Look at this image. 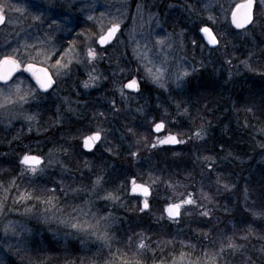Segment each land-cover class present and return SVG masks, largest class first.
<instances>
[{
  "label": "snow or ice",
  "instance_id": "obj_1",
  "mask_svg": "<svg viewBox=\"0 0 264 264\" xmlns=\"http://www.w3.org/2000/svg\"><path fill=\"white\" fill-rule=\"evenodd\" d=\"M170 7L172 5H169ZM125 11L121 16L126 14ZM144 5L137 4V14L140 15ZM183 7L190 13L200 16L196 7L185 0ZM212 5L206 4L204 8L210 10ZM222 8L223 5H220ZM117 11H121L117 9ZM26 9L13 3L12 0H0V28L7 29L15 23V17L11 13L24 15ZM155 19V16H150ZM33 21L42 22L40 16L31 18ZM241 34L254 36L259 33L264 35V0H234L230 6V12L224 17ZM87 20L92 21L96 26V31L89 30L87 33H77L79 40H68L67 45L57 44L54 34H45V40H37L29 43L12 41L5 37V41L0 43V124L11 127L14 120H23L28 124V132L33 131V123L39 125L37 114L28 112L26 105H30L37 99L39 94H52L61 83L72 77L77 71H83L87 79L80 82L79 87L87 90L99 87L100 83L108 79L99 70V63L105 60V53L115 48L120 43L118 34L121 33L124 21L118 16H108L100 13V17L88 15ZM205 23L197 25L198 32L203 34V39L215 52L221 53L224 62L232 65V58L227 51L231 40L227 33L214 31L212 25L218 23L215 15L209 14ZM52 23H55L53 21ZM159 25V20H157ZM52 27V24H49ZM57 29H54L55 32ZM179 40V50L184 52L183 31L177 34ZM195 45L196 41H192ZM155 45L161 50L167 48L170 52L174 47L171 34L166 38L155 40ZM144 52L134 49L139 61H147L144 64L146 78H150L153 83L159 84L161 88L165 85L161 83L163 72L153 70V61L147 57L150 50L148 44H144ZM99 49V50H98ZM256 53L250 51L248 59L240 61L245 68L253 73L264 76V71H258L250 61ZM182 56L181 59H186ZM153 65V67H149ZM200 67H205L204 61H200ZM122 73L124 69H119ZM139 71V69H134ZM197 68L192 66V72L181 69L176 75V86L182 87L181 81L191 77ZM27 73L35 82V87L29 84L22 87L24 81L17 74ZM112 77H116L117 72H111ZM232 73L229 72V78ZM14 77L16 79L14 80ZM120 96L121 103L127 104L136 97L131 93L140 94L142 92L141 80L135 77H126L125 81L116 88ZM65 105L63 112L56 109L55 119L45 131L52 128H59L64 125V113L80 115L77 108L69 97H64ZM112 114L121 112L117 107L115 99L110 101ZM125 110H128L127 108ZM177 114L191 118L187 107L181 108L180 103L176 104ZM249 112L251 108L247 109ZM264 111V106H262ZM136 112H143V106H137ZM166 111V110H165ZM108 116L103 111L92 113L91 122L86 131L76 130L75 134L65 137L61 135V140L67 143L57 144L48 151L46 155L35 153L30 147L25 145V150L20 156L16 167L18 174L9 176L7 182L0 180V218H4L6 213L15 210L17 205H25V211L30 212L33 208L42 207V219L47 222L49 219L56 220L69 231L65 235L80 240L82 243L89 241L96 245L95 252L90 256L66 257L63 264H261L264 261V192H261L259 202L253 199L249 203V190H241L243 199V211L247 218L240 222L231 224L230 228L213 231L222 222L221 216L217 213L223 212L231 215L234 207L230 208L219 198L225 194L235 193L237 185L225 179L216 169V158L212 155H196L195 160L199 163L201 170L199 179L188 172L184 180L165 179L157 173H148L146 179L137 173L131 175L125 184L109 189V171L107 167H96L93 161L97 158L98 152L108 153L109 158L119 156L120 153L111 145L109 141V129L104 127V122ZM165 122H153L151 131L154 133L164 132L161 137L156 136L154 140H149L147 136L139 131V127L129 122L125 125V132L121 133L122 139L128 140V155L133 161L138 162L141 153V146L149 149H156L162 146L187 145L205 141L208 130L202 123L198 128H194L191 133L183 130H167ZM39 134L40 128H36ZM264 134V128L260 129ZM12 141H22L18 134ZM12 141H9L11 147ZM71 141H79L73 144ZM264 148V141L260 144ZM223 151V145L220 146ZM178 154V153H177ZM228 153L224 159H228ZM103 158V157H101ZM79 160L81 166L75 169L71 166V161ZM54 167L59 169V179L50 180L41 184L38 178L48 175ZM90 173V183H76L73 172H79L80 177L84 176V171ZM27 181V183H25ZM163 184L170 192L168 202L161 209V214L156 217V222L167 220L171 223L179 224L183 217L203 218L206 222L201 231L197 234L199 242L188 240H177L175 236L170 238L153 239L151 233L147 231L126 234L123 242L117 240L114 227L118 221L122 222V217H117L109 208L123 207L129 211L126 203L122 201L121 189L130 196L141 198L140 207L135 209L139 218L143 215L152 216V203L154 186ZM14 193V195H13ZM77 199L81 203H75ZM101 208L104 211H101ZM211 224L212 227H208ZM199 226V225H198ZM206 228V230H204ZM9 231L16 235V227L9 222L4 227V232ZM135 238V239H134ZM179 245V247H177ZM25 264H47V259L39 253L35 258L25 256Z\"/></svg>",
  "mask_w": 264,
  "mask_h": 264
},
{
  "label": "rangeland",
  "instance_id": "obj_2",
  "mask_svg": "<svg viewBox=\"0 0 264 264\" xmlns=\"http://www.w3.org/2000/svg\"><path fill=\"white\" fill-rule=\"evenodd\" d=\"M12 2L25 8L26 12L24 15H21L20 13L10 14L15 17V23L10 24L7 29L3 28L0 31V43L5 41V37L12 41L13 44L16 42L22 44L25 40L29 43H33L37 40H45V34L47 33L54 34L57 44H63L66 46L68 40H79L77 33H87L89 30L95 32L96 26L92 21L87 20V16L93 15L94 17L99 18L100 13L102 12L106 14V18L108 16L121 17L124 24L122 25L123 31L118 37L120 43H117L114 49L109 48L105 53V60L99 63V70L108 76V79L102 81L99 87L87 90L79 87L80 82L87 79V76L83 74V71L81 70L74 72L72 77L67 79L64 83H61L55 92L47 95L39 94L37 99L30 104L34 105L40 102L42 98H48L51 102H54V112L56 114L57 108H60L63 112L65 107L63 99L64 97H69L74 102L79 101V103H73V107L77 108L80 113L79 116L65 112L64 117L66 122L62 127L52 128L49 131H40L38 134L37 131H35L37 127L41 126L40 115L38 114L37 119L39 120V125L34 122L32 132H28V124L26 121L14 120L11 127H6L5 124H0L1 135L3 136V133L14 129L16 130L14 133H18L25 137L29 136L27 140L31 142L36 141L37 145L40 143L42 145L43 141H45L47 145H43V147L47 146V148L44 147L47 149V151L44 152V155H46L48 151L54 147H50L48 144H53L57 141L68 142L56 138L54 134L61 132V135L65 136L69 133L65 128L66 126H70L73 122L83 120L89 123L91 120H87V114L91 117L93 112L97 110L103 111L108 116V121L106 124L104 123L103 126L109 129V141L120 155L109 158L108 153L98 152L96 154L97 158L93 161L94 166L107 167L109 174L111 173L113 177H117L118 173H116V171L122 167L129 170V173L125 171V176L136 175L139 173L146 179L148 173H157L162 175L165 179H175L164 172V166L163 169L161 166H157L155 161H151L153 156H151L149 161L143 160V158L140 159L141 156L138 158V162L132 160L128 155V140L126 138H121V133L125 132V125L129 122H124L122 118L124 115L128 114L126 118H124L126 121H135L134 118H137L142 122H147L146 124L148 127H151L153 122H160L163 120L166 124V131L183 130L184 132L191 133L194 128L199 127V123L190 131L184 130L180 127L181 122H185L187 119L185 116L177 114V103H180L181 108L185 107V102H181L178 96L182 95L186 85L190 82L193 76L199 75L207 69L216 70L217 68V72L219 73L222 66L218 63H220L221 60L224 62V57L221 53L212 50L211 46H209L203 39V34L198 32L197 25L201 24L202 21L209 23L206 21L207 15H215L218 18V23L212 25L214 31L227 33L228 38L231 40L230 44H233L237 36H235L234 33H231L229 30L230 24L224 19V17L229 14L230 6L233 4L234 0H187L188 3L194 5L197 11L201 13L200 16H197L194 13L190 14L183 7L185 0H42L37 3L31 2L30 0H12ZM236 2H238V0H236ZM125 4L127 6L126 14L121 16V13L125 11ZM137 4L144 5L140 15L137 14ZM206 4L212 5L210 10L204 8V5ZM169 5L172 6L170 7ZM220 5H223V7L221 8ZM117 9H120L121 11H117ZM152 15L155 16V19L150 18ZM34 16H40L42 22L33 21L31 18ZM219 16L221 17L219 18ZM157 20H159V25L157 24ZM53 21H55V23H52ZM50 23L52 24L51 28L49 27ZM54 29L57 30L53 32ZM181 31L184 33L183 44L185 50L183 53L179 50L180 38L177 35ZM169 34H171L174 42V47L171 52L167 48L161 50L160 46L155 45L156 39L166 38ZM255 35L247 36L240 32L237 40L240 39L243 44H245L244 42L251 43V46L253 43V48L255 49ZM192 41H196V44L194 45ZM144 44H148L150 50L147 52V57L153 61L154 65V67L153 65H149V67H153L154 71L161 70L164 74L163 79L161 80V83L165 85L164 88H161L157 83H153L150 78H146L144 64L147 63V61L145 60L142 62L136 58L137 53L134 52V49H139L140 52H144ZM245 50L247 53L244 57H241L242 55L238 53L237 50L234 51L233 46L231 45H229L227 50L231 54L229 58H232L235 65L234 68L231 65L232 71L239 75H249L250 72L242 63H240V61L248 59V54L251 51L249 46H247ZM182 56H186L187 58L181 59ZM201 60H203L205 64V67L203 68L200 67ZM260 62L261 61L258 59L257 55L253 56L250 61L258 71H264V66L259 65ZM192 66H195L197 71L192 73L191 77L188 79L181 81L183 86L178 88L175 82L176 75L180 73L182 68L192 72ZM119 69H124V72L121 73ZM134 69H139V71H134ZM112 71L117 72L116 77H112ZM253 76L264 77L256 73H253ZM126 77L140 79L142 83V92L139 95L131 93V95L136 98L130 100L127 104H124L121 103L116 88L120 83L125 81ZM194 78L195 77H193V79ZM20 79L24 81L22 87L26 88L29 84L33 85L29 80L24 78V76H20ZM153 94H157V100H159L156 102L157 105L154 110L149 108L145 97ZM113 99L116 100L117 107L121 108V112L115 115L112 114L110 105V101ZM189 102H191V99H189ZM138 105L143 106L144 111L142 113L135 111ZM126 108L128 110H125ZM25 109L30 112L29 105H26ZM224 116L225 115L223 114V117ZM51 124L52 123L48 124L46 128ZM205 127L207 128L208 133H210L213 125L206 124ZM45 134L48 136H43ZM163 135L160 136L162 137ZM155 138L156 135L150 140H154ZM71 143L74 142L71 141ZM204 145L205 141H198L195 143L190 141L187 145H179L180 149L172 152L170 155L188 161V172H192V174L199 179L201 167L195 160V157L196 155H209L208 153L204 154ZM8 148L9 145L0 141V172H4L5 169L9 170L11 167L9 163L12 165L16 164L12 160L14 152H9ZM159 148L161 147L156 149L144 148L145 150H141L140 155H144L142 152L148 153V150L154 151ZM39 149L42 151L43 148ZM2 150H5V152H1ZM258 156L260 159V165H264V152ZM74 162L77 161H71L73 169H75ZM142 163L148 167L147 171L141 167ZM228 163H230L229 159L223 158L219 161L216 158V169L218 170L220 166L227 165ZM252 166L253 157L238 164L240 170L235 174L236 176H224L220 172L225 179L234 182L237 185V188L235 193L225 194L224 200V204H227L230 208L234 207L233 213L231 215H226L223 212L217 213V215L221 216L222 222L214 227L213 231L230 228L231 224L237 223L239 217L244 214L241 190L245 187L249 190V203H251L253 187L251 189L250 176L252 172H250V170ZM151 167H153V170ZM187 173H185V176ZM13 175H16V173ZM90 175L91 174L85 170L84 176L81 178L79 172H73L77 184L83 183L87 185L90 183ZM7 178L8 176L0 178V180H4L6 183ZM58 179L59 169L54 167L49 171L48 175L38 178V181L43 184L48 183L50 180ZM25 183H27V181H25ZM118 185L119 184H117L116 187ZM106 187L109 189L113 188L107 185ZM169 196L170 192L163 184L154 186L153 196L150 199L153 215L148 216L147 214H144L143 219H140L139 214L135 209L141 206V199H139V203L137 202L138 204L132 203L131 198L134 196L126 194L125 190L121 189L122 201L126 203L129 211H125V208L123 207L108 209L109 211H112L115 216L123 218L122 222L118 221L114 227L117 240L123 242L126 234H131L133 230H136L133 229L128 232L125 230L126 228H124V226L129 224L128 219L132 215L137 214L135 218H138L140 221L146 220L147 222L143 223L144 226L142 229H138L136 232L146 231V228H149L148 226H145L146 223H148L149 226L150 224L152 225L155 223L159 225V228L163 227L161 230H166L167 232L169 229L168 227H170L171 231L168 233H170L171 236L161 233L160 237L175 236L177 240L184 239L198 243L199 240L197 234L206 224L203 218H197L195 216L183 217L179 224L171 223L167 220L160 221L159 223L156 222V217L160 215L159 212L168 202ZM226 197L228 200H226ZM75 203H81V200L77 199ZM25 207V205H17L15 206L14 211L6 213L4 218H0V264H25V256L35 258V254L37 253L41 256L42 254L45 255L42 250L47 249L46 240L60 246L58 247L60 254L47 251V255H50L49 257L45 256L47 264H63L66 257H75V254L73 253L74 256H72L71 253L75 249L80 251L79 254H77L80 257L90 256L95 252L96 245L93 242L89 241L87 243H82L71 235H65L69 230L65 229L64 226L59 224L56 220L49 219L45 222L41 218L42 207L33 208L30 212H26ZM101 211H104V209L101 208ZM9 222H12L16 227V235H13L11 231L5 234L4 227ZM208 227H212V225L208 224ZM204 230H206V228ZM186 231H188L190 237L185 235ZM154 237L159 236L154 235ZM177 247H179V245H177ZM77 264H79V262H77ZM261 264H264V261H262Z\"/></svg>",
  "mask_w": 264,
  "mask_h": 264
},
{
  "label": "trees",
  "instance_id": "obj_3",
  "mask_svg": "<svg viewBox=\"0 0 264 264\" xmlns=\"http://www.w3.org/2000/svg\"><path fill=\"white\" fill-rule=\"evenodd\" d=\"M220 17L221 16H219V18ZM230 26L229 30L238 38L239 33H237ZM255 37V49L253 48V43L252 46L251 43L247 42H244L245 44H243L242 41H240V39L237 40V38L235 39L233 44L229 45L233 46L234 51L237 50L238 53L242 55L241 57L246 56L247 51L245 49L247 46H249L251 51L255 52L258 59L261 61L259 65L264 66V35L257 34L255 35ZM218 64H221L222 66V69L221 71H219V73L217 72V68L216 70L207 69L205 70V72L193 76L195 78H200L193 79L192 77L190 82L186 85L182 95L178 96L181 102H185V107L188 108L191 114V118L186 117L187 120H185V122L182 121L180 127L184 130L190 131L193 129V127H196L198 123L199 125L202 123L204 125H213L210 133H208V137L205 140L203 152L204 154L208 153L209 155L215 156V158H217V160L219 161H221L223 157H225L228 153H231V155L228 157L230 163L218 168L219 172H221L224 176H236L235 174L240 170L238 164L253 157V166L250 170V172H252L250 176L251 189L253 187V197L251 195V200L255 199L257 200V202H259L261 192H264V165H260V159L258 156L259 154L264 152V149L260 147L261 142L264 141V134H261L260 132V129L264 128V111L261 110L262 106H264V77L253 76V72H249V75H239L233 72L232 67L222 60ZM232 66L233 68L235 66L233 61ZM229 72L232 73V78H229ZM145 97L147 99L149 108L154 110L157 105L156 102L159 101L157 100V94ZM189 99H191V102H189ZM54 105V102H51V100L47 98H42L37 104L29 105L30 112L40 115V131H44V129L42 128H46V126L52 123L53 119L55 118ZM249 108L252 109L251 112L247 110ZM223 114L225 115L224 117ZM127 115H124V117L122 118L124 122L133 121H126L124 118H126ZM134 119L135 121L131 123L136 124L139 127V131L147 136L150 140L154 136L151 131V127L147 126V122H142L137 118ZM87 120H91V117L88 114ZM107 121H105L104 123L106 124ZM90 123L92 122L88 123L85 120L71 123L70 126L65 127L69 131V133H67L65 136L68 137L69 135L75 134L77 129H79L80 131H86ZM14 131L16 130L11 129L9 130V132L3 133V136L1 135L0 131V141L9 145V141H12V138L18 135V133H14ZM61 134L62 133L59 132L58 134L54 135L56 138H60ZM20 136L22 137L23 142L21 143L20 141H12L11 147L8 148L9 152H14L12 160L16 164L12 165L11 163H9L11 167L9 168V170L5 169L4 172L1 171L0 178L7 176L9 177L15 173L17 174L18 168L16 167V165L19 160L18 157L23 154L25 145L30 147L35 153L41 155H44V152L47 151V146H44L46 148L43 147V145H47L46 143H43L42 145L40 143L37 145L36 141L31 142L27 140L29 136ZM43 136L47 137L48 135L45 134ZM72 142H74L73 144L79 143V141ZM56 144L57 142H54L53 144H48V146L52 147ZM221 145H223V151L220 150ZM39 148H43L42 151ZM179 149V147H161L154 151L148 150V153L142 152V154L144 155H140V159L143 158V160L149 161L151 156H153V159L151 161H155L157 166H161L162 168L164 166L165 169H163L166 174H169L175 179L184 180L185 173L188 172V161L177 157H172L170 155L172 154V152H175ZM141 150H145L143 146H141ZM1 152H5V150H2ZM76 161L79 163L74 162V164H79V166L82 167L80 161ZM141 167L144 170L146 169L145 171L148 170V167L143 163ZM151 169L153 170V167H151ZM125 171L129 173L128 169L120 167V169L116 171V173H118L117 177H113L110 173L107 177V186L114 188L117 184L127 185V181L130 178V175L125 176ZM219 199L224 203L225 195L220 197ZM226 200H228L227 197ZM131 201L132 203H139V198L133 197L131 198ZM159 213L161 214V210ZM136 215H132L128 219L129 224L124 226V228H126L125 230H127L128 232L133 229H142V227L144 226L143 223L147 222L146 220L140 221L138 218H135ZM246 218V213H244L239 217L237 221L240 222ZM145 226L149 227L146 228V231L151 233L154 239L170 238L160 237L161 233H165L167 236H171V234L168 233L171 231L170 227H168L169 229L167 232L166 230H161L163 227L159 228V225L155 223H153L152 225L150 224V226L148 225V223H146ZM154 235L159 237H154ZM185 235H187V237H190L188 231L185 232ZM46 241L47 249L42 250L45 253V255L42 254V257L50 256L47 255V251L60 254V250L58 249V247H60L59 245H55L53 242H50L48 240ZM79 252L80 251L78 249H75L71 253L72 256H74L73 253L76 256L77 254H79Z\"/></svg>",
  "mask_w": 264,
  "mask_h": 264
},
{
  "label": "flooded vegetation",
  "instance_id": "obj_4",
  "mask_svg": "<svg viewBox=\"0 0 264 264\" xmlns=\"http://www.w3.org/2000/svg\"><path fill=\"white\" fill-rule=\"evenodd\" d=\"M123 31V27H122V29H121V32ZM121 34V33H120ZM119 37V36H118ZM109 48H111V47H109ZM19 77L20 76H24V78H26L27 80H29L30 82H33L34 84H35V82H34V80H32L31 79V77L30 76H28V74L27 73H23V74H17ZM14 79H16V77H14ZM43 143H45V141H43ZM77 163V162H76ZM79 164H74V167L76 168L77 166H78ZM76 172V171H75Z\"/></svg>",
  "mask_w": 264,
  "mask_h": 264
},
{
  "label": "water",
  "instance_id": "obj_5",
  "mask_svg": "<svg viewBox=\"0 0 264 264\" xmlns=\"http://www.w3.org/2000/svg\"><path fill=\"white\" fill-rule=\"evenodd\" d=\"M32 1H40V0H32ZM1 29V28H0ZM237 30V29H236ZM237 31H240V30H237ZM154 133V132H153ZM163 132H161V133H159V134H157V133H154V134H156V135H160V134H162ZM178 145H175V146H164V147H177ZM138 197V196H137Z\"/></svg>",
  "mask_w": 264,
  "mask_h": 264
}]
</instances>
